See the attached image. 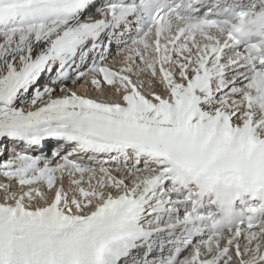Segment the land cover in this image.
Returning <instances> with one entry per match:
<instances>
[{"label": "snow or ice", "instance_id": "6c2138e0", "mask_svg": "<svg viewBox=\"0 0 264 264\" xmlns=\"http://www.w3.org/2000/svg\"><path fill=\"white\" fill-rule=\"evenodd\" d=\"M0 264H264V0H0Z\"/></svg>", "mask_w": 264, "mask_h": 264}, {"label": "bare ground", "instance_id": "6f19581e", "mask_svg": "<svg viewBox=\"0 0 264 264\" xmlns=\"http://www.w3.org/2000/svg\"><path fill=\"white\" fill-rule=\"evenodd\" d=\"M117 49H118V51H120V56L118 57V63H117V65H115V68H114V69L119 70V68L121 67L122 57H121V49H120L119 47H117ZM111 60H114V59H111ZM111 60H110V61H111ZM137 62H138V65H137V66H138V67L141 66V69H143V68H144V65L141 64V63H139V61H137ZM83 70L86 71L87 69L85 68V69H83ZM229 78H230V77H229ZM46 79H47V77H45V80H46ZM88 79H90V77H85L84 80H81V81H79L78 83H75V84L69 82L68 87H69L70 89H72V88H77V87L80 86V85H86V87H88V92H86L84 95H86V96H88V97H91V98H94V99H97V100L112 101V102H115V101H117V100L119 99L118 94L115 92L114 89H111V88H110V90L107 92V93H108L107 97H103L102 95H94V94L91 95V94L89 93V90H90V88H92L93 86L90 85V84H87V83H86V81H87ZM146 80H148L149 82H151V81L153 80V81H154V84L158 85V86L156 87L157 90H156V89H155V90H151V92H156V93H158V94L161 92V91H160V87H161V86L155 82V78L151 75L150 72L143 71L142 74H141L140 76L135 77L134 82H136V83L139 85L140 83H143V81H146ZM42 83H43V81H42ZM148 88H150V87H148ZM104 89H107L106 86H105ZM82 91H83V90H82ZM100 92H102V91H100ZM104 93H106V92H104ZM142 93H144V92H142ZM59 94H60L59 91H57V92L55 93V95H59ZM78 159H81L82 161H88V159H84V158H78ZM88 162H89V161H88ZM92 163H95V162L92 161ZM98 167H99V166H98ZM117 167H118V166L116 165V166H114V168H111V169L113 170L114 173L116 172ZM67 178H68V176H66V177L64 178V185H65V188H66V189L69 188V186H70V183H67V182H66ZM85 179L87 180V174H85ZM85 186H87V185L85 184ZM17 188H18V186L16 185L15 182H13V191H16ZM51 195H52V192H49V193H48V196L51 197ZM43 202H44V201H40L41 204H42Z\"/></svg>", "mask_w": 264, "mask_h": 264}]
</instances>
